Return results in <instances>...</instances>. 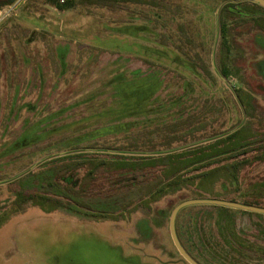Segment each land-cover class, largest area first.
I'll return each instance as SVG.
<instances>
[{
  "label": "rangeland",
  "instance_id": "rangeland-1",
  "mask_svg": "<svg viewBox=\"0 0 264 264\" xmlns=\"http://www.w3.org/2000/svg\"><path fill=\"white\" fill-rule=\"evenodd\" d=\"M226 1L233 0L0 6V264H186L169 219L195 198L194 188L143 201L160 173L138 166L142 156L84 149L146 156L188 149V159L200 143L244 125L248 143L258 144L241 158L237 179L221 171L227 182L204 198L227 194L264 209V12L262 20L227 21L226 39L220 26L216 39V10ZM223 41L231 49L225 82L212 67L215 47L220 73ZM241 99L253 101L251 112ZM67 151L81 154L18 177ZM101 162L108 164L94 167ZM62 176H71L70 186ZM196 207L176 221L195 256H207L206 264H264V215Z\"/></svg>",
  "mask_w": 264,
  "mask_h": 264
},
{
  "label": "trees",
  "instance_id": "trees-1",
  "mask_svg": "<svg viewBox=\"0 0 264 264\" xmlns=\"http://www.w3.org/2000/svg\"><path fill=\"white\" fill-rule=\"evenodd\" d=\"M15 1L16 0H1L0 6L3 4L12 5L14 4ZM53 4L55 3L52 2V5ZM62 4H65V1ZM261 11L264 12V9L262 7L250 1L241 2V3H234V2L227 3L221 10V18H220L221 38L226 39L228 27L225 25V23L227 21L228 22L229 21L230 22L243 21L245 17L252 18L254 14L257 17H259L260 20H262L261 18L262 14L260 13ZM227 44L229 46L228 42L225 43L223 41L222 48L218 50L220 52V55L222 56L221 59H222V64H223V66L222 64L219 66V70H220L222 77L225 78L226 80L229 78L231 74L230 68L226 65L225 60H223L225 59L224 58L225 55L231 54V49L227 46ZM252 102L253 101L250 99H246V100L241 99L239 103V107H242L245 111L249 110L251 112V110H253V106L251 105ZM244 127L245 126L242 125L237 130H235V132L233 133H229L227 135L219 137L218 139H215L212 141L210 140L208 142H204L202 144L197 145L196 147H194L193 151L189 153L191 158H188V159H185L186 154L185 155L183 154V152H185V150H188V149H178L175 151H166L162 153L152 154L149 156H146V154L138 155L134 153H122V152L121 153L119 152L118 153H104V154L116 155L117 157L118 156L120 157L142 156L144 159L141 161V163L137 162L138 166H141L144 169L148 167L150 168L149 171L157 170L156 172L160 173V176L158 175L155 177L158 180L157 183L155 185L150 186L146 194L143 195L144 196L143 201L156 202L165 195L175 194L178 191H181L183 189H190V188H194V191H195L194 199H206L204 198V194H205L204 192H206V190L210 188L214 183L217 186L219 181L221 182L223 180L224 182H227L224 176H220L221 171L225 170L229 173L230 177H235L237 179L238 177L237 175L240 174V171L242 170L245 164L244 159H241V158H244L245 155L250 153V150H249L251 148L250 146L258 144L259 140L248 143L250 139L244 135L245 133L244 131L247 130V127L245 128ZM259 143H261V141ZM262 150H264V148ZM76 154H81V153H73V154H69V155H65L61 157H56L54 159L70 158ZM148 157L152 158V160L150 161L148 160L149 162L147 161ZM164 160L170 161V164L162 165L161 163ZM106 164L108 163L101 162V166L97 165L94 167L103 168L104 166H107ZM121 165H125V164L121 163ZM121 165L118 166L113 163L112 166H114L113 168L118 167L119 170H123L124 168H127L129 166L128 164H126V166H121ZM187 177L188 179L192 181L189 185H187L188 183L184 184V182H182L183 179ZM62 179H63L64 184L70 186L69 183L71 181V176H67V177L62 176ZM173 186L175 188L172 189ZM236 193L238 194V197L240 199L244 198V196L241 195L240 193L238 192ZM225 196H227V194L218 193V196H216L215 199L234 202L232 200L227 199ZM254 199L256 200L257 197H255ZM242 204L252 206V207H258V208L263 207L262 205H256L254 203L252 204L242 203ZM196 208H207L210 210L212 209V210L217 211L218 214H221L223 212L227 213L231 211L225 208L210 207V206H201V207H196ZM191 209H195V208H191ZM191 209L182 210L178 214L176 221L178 222V219L181 217V215ZM222 230H225V229H222ZM226 234L230 238V233L228 230ZM200 236L203 239L205 236V233H202ZM179 240L182 246L187 251V253L196 262H198L199 264H206L205 259L207 260V256H205L203 258L204 260L202 261L200 258L195 256L190 250H188L184 246L180 237H179ZM205 247L207 248L206 244H204V248ZM198 251L203 252V248H201V250L198 249ZM206 252L210 253L211 249L207 248ZM181 260L184 261L182 258Z\"/></svg>",
  "mask_w": 264,
  "mask_h": 264
},
{
  "label": "water",
  "instance_id": "water-1",
  "mask_svg": "<svg viewBox=\"0 0 264 264\" xmlns=\"http://www.w3.org/2000/svg\"><path fill=\"white\" fill-rule=\"evenodd\" d=\"M25 0H17L15 2V4L12 6V9L15 11L18 9V7L24 2ZM250 1L260 7H262L264 9V0H247ZM229 2H233V1H226L224 3H222L218 9L216 10V28H217V34H216V39L218 38L219 35V18H220V11L221 9ZM235 2H240V1H235ZM215 50V47H214ZM214 50H213V55H212V67L213 70L215 71V73L218 75V77L220 78V80H222L223 82H225L224 78L222 77V75L219 73V71L217 70V66L215 64V60H214ZM234 129L231 131V133L235 132ZM208 142V141H207ZM204 143V142H202ZM200 143V144H202ZM81 151V150H80ZM82 151H91V152H115V151H106V150H93V149H84ZM79 151H67V152H61V153H57V154H53L50 157H47L43 160H40L39 162H37L35 165H33L31 168H29L27 171H25L24 173L20 174L18 177L23 176L24 174L30 172L31 170H33L37 165L49 160V159H53L56 157H61V156H65V155H69V154H73ZM125 153V152H122ZM17 177V178H18ZM194 206H211V207H219V208H225V209H232V210H237V211H242V212H247V213H256V214H260V215H264V209L263 208H258V207H252V206H248L242 203H236V202H230V201H225V200H220V199H190L187 201H184L180 204H178L172 211L171 215H170V219H169V230H170V235H171V239L172 242L178 252V254L183 258V260L187 263V264H199L198 262H196L185 250V248L182 246L179 237L177 235V230H176V220L178 217V214L186 209V208H190V207H194Z\"/></svg>",
  "mask_w": 264,
  "mask_h": 264
},
{
  "label": "flooded vegetation",
  "instance_id": "flooded-vegetation-1",
  "mask_svg": "<svg viewBox=\"0 0 264 264\" xmlns=\"http://www.w3.org/2000/svg\"><path fill=\"white\" fill-rule=\"evenodd\" d=\"M236 1H240V2H235V0H233L234 3L246 2L247 0H236ZM247 2H249V1H247Z\"/></svg>",
  "mask_w": 264,
  "mask_h": 264
},
{
  "label": "built area",
  "instance_id": "built-area-1",
  "mask_svg": "<svg viewBox=\"0 0 264 264\" xmlns=\"http://www.w3.org/2000/svg\"><path fill=\"white\" fill-rule=\"evenodd\" d=\"M62 3H64V1H61Z\"/></svg>",
  "mask_w": 264,
  "mask_h": 264
}]
</instances>
